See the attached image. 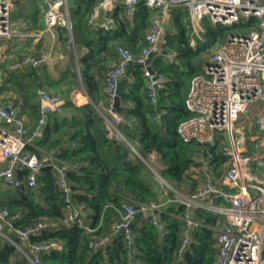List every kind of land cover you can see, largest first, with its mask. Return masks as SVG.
Wrapping results in <instances>:
<instances>
[{
  "label": "trees",
  "instance_id": "16d2710c",
  "mask_svg": "<svg viewBox=\"0 0 264 264\" xmlns=\"http://www.w3.org/2000/svg\"><path fill=\"white\" fill-rule=\"evenodd\" d=\"M69 2L72 31L65 24L56 28L57 51L66 48L68 58L59 59L60 75L48 82V86L56 87L80 76L91 101L80 106L66 104L64 114L50 116L39 144L45 149L67 145L64 157L77 165V170L69 172L73 202L81 207L84 221L89 218V223L61 222L66 213L64 198L50 168L39 174L35 187L24 184L4 188L0 204L9 208L11 213H19V218L14 221L17 226L30 227L44 219L59 221L42 236L34 238L40 241L57 238L63 243L62 249L43 257L49 264H210L217 251L216 232L212 226L221 216L206 209L194 210L192 217L200 224L192 229L190 242L180 254L188 209L177 200L158 211L163 230L143 217L135 222L131 245L124 231L114 233L111 240L99 249L91 248L89 241L92 235L111 233L113 224L121 218L124 202L162 203L167 198H175L174 190L163 184L145 161L149 153L155 151L159 154L163 165L160 175L176 188L186 190L189 187L188 192L199 184L192 176V170L198 167L197 155L208 153L214 169L229 159L223 138L214 144L184 141L177 127L181 120L191 115L185 99L192 77L205 71L215 46L224 43L234 28L248 31L257 27L256 19L226 25L214 24L205 17L203 39H199L194 47L191 44V19H185L182 11L175 15L167 38L168 46L178 51L176 61L167 62L156 57L152 64L153 69L169 77L165 88L160 90L158 102L154 104L149 100L142 68L135 70L134 80L122 79L125 91L117 111L128 119L135 117L136 122L134 125L120 124L119 129L130 142L137 140L133 148L125 139L109 135L100 105L104 90L98 74L105 68L103 62L107 57L114 56V53L117 56L118 45L123 44L136 53L150 26L152 11L140 1L135 15L130 18L124 7L118 6L112 12L117 24L104 28L90 22L99 0ZM71 41L77 49H88L79 59L78 68L73 64L72 48L67 49ZM11 71H7L8 76L0 81V95L8 90L14 91L24 101V109L30 111L32 117L36 116L39 111L34 95L25 90L29 84L19 78L22 70ZM31 75L34 85L44 84L35 69ZM10 81L13 86H8ZM4 101L0 99L1 103ZM67 105L71 107L70 112L66 111ZM163 109L167 113L156 120L154 114ZM27 150L41 154V150L33 146H28ZM245 153L252 154L249 149ZM6 198L8 201L5 202ZM13 238L17 239L15 235ZM0 264H30L23 252L1 233Z\"/></svg>",
  "mask_w": 264,
  "mask_h": 264
},
{
  "label": "built area",
  "instance_id": "2783aa9c",
  "mask_svg": "<svg viewBox=\"0 0 264 264\" xmlns=\"http://www.w3.org/2000/svg\"><path fill=\"white\" fill-rule=\"evenodd\" d=\"M44 1L47 29L54 30L65 24L72 30L71 21L67 19V0ZM140 1L152 11L150 26L144 36L145 44L139 53L123 44L118 45L116 60L103 78L105 110L112 115L111 118L102 112L107 128L111 136L125 139L131 147H134L133 144L122 134L119 125H134L136 118L128 119L115 110L119 82L125 76L129 62L142 63L149 100L154 104L158 102L160 90L165 88L169 77L155 69L151 71L146 61L152 52L162 54L167 62L176 61L178 51L168 46L167 38V24L170 23L172 13L178 9L189 10L194 29L191 44L194 47L199 39H203L205 17L214 24L226 25L251 18L257 21V27H252L248 32L231 33L224 43L216 45L205 65V71L191 79L185 99L191 115L179 122L177 132L184 141L214 144L223 138L226 140L224 149L229 159L223 164L222 181L219 183L210 155L205 152L197 155L202 181L191 192L177 194L176 200L185 204L190 212L201 208L225 218L215 235L217 251L210 264H264V182L257 179L254 181L255 177L251 173L253 157L245 153L246 132L238 124L244 115L264 113V0H99V6L109 13L123 6L125 14L132 18ZM14 2L0 0V38L12 34ZM97 15L95 11L92 18ZM103 26L109 27L108 23ZM51 57V51L28 53L14 59L10 67L41 66ZM38 95L39 115L30 127L26 125L22 99L15 105L0 102V157L3 161L0 165V194L4 186L19 187L26 184L35 187L39 174L43 169L50 168L64 198L66 213L61 222L85 225L83 211L72 198L69 172L77 170V165L64 157L67 145L45 149L37 143L50 116L64 114L67 97L60 90L38 89ZM166 113V109L158 111L154 118L160 120ZM28 146L40 149L41 154L29 152ZM228 175L234 181H228ZM139 205L143 211L142 217L163 230L164 224L157 213L163 203ZM137 212L134 202H124L121 218L113 224L111 233L92 235L90 247L101 248L119 231L125 232L127 242L131 245L130 225ZM16 218H19V213H11L6 206H0V233L23 252L30 264H49L43 257L62 249L63 243L57 238L43 241L34 238L42 236L59 221L39 220L25 228L15 225ZM199 224L198 220L187 213L180 254L190 242L192 229ZM7 232H11L17 239ZM128 253L131 254L130 248Z\"/></svg>",
  "mask_w": 264,
  "mask_h": 264
},
{
  "label": "crops",
  "instance_id": "0c3cea01",
  "mask_svg": "<svg viewBox=\"0 0 264 264\" xmlns=\"http://www.w3.org/2000/svg\"><path fill=\"white\" fill-rule=\"evenodd\" d=\"M66 7L68 10L67 19L71 21L70 10H69V7H70L69 0H67ZM45 9H46V4L44 0H15L14 7L12 10V14H11L12 34L10 37L0 38V81L3 79L4 76L5 77L8 76V74L6 73L7 71L12 70L11 72H15L18 70H22V72H19L20 73L19 78L24 84H29V86L25 88V90L29 94L31 93V95H34L33 100L37 104L38 111H39L38 89H45V90H50V91H57V90L63 91L67 97V104L70 106L86 105L87 103L91 101V98L86 92L85 85L80 76L77 78L71 79V80H66L61 85L56 86V87L48 86V82L58 79V76L60 75V69H59V66H57L58 65L57 63L59 59L68 58V52L66 51V48L65 50L60 49L59 51H57V46L59 43L57 40V31H56V28L54 30L47 29L46 24H45V18H44ZM95 11L98 12V15L93 18L91 15L90 22H93L96 25V27H104L103 24H107V23L109 27L110 25L117 24V22L112 17L113 13H109L105 11L104 9H102V7L99 6V4ZM180 11L184 13L185 19H189V18L191 19L189 10L178 9L174 11L171 15L170 23L167 24V31L173 28V22L176 17L175 15L179 13ZM109 18L111 19L110 22H109ZM191 34L193 38L194 29L193 30L191 29ZM144 44H145V40L143 39L142 45L139 46V49L136 51V53H139L141 51ZM69 47H71L73 51L72 52L74 56L73 64L75 67L78 68L79 59L85 56L88 49L86 47L77 49L73 41L67 44V49ZM42 50L52 52V57L43 65L41 66L26 65L23 68H16V69L10 67L11 62L14 59L21 57L24 54H28V53L37 54ZM116 57H117L116 53H114V56L107 57L105 62H103V65L105 68L102 70L100 74H98L99 75L98 78H100L99 80H102V83H103L102 77H104L106 71L114 63V61L116 60ZM156 57H162L164 59L162 54L157 53L153 57L151 64H153V61ZM43 66H45V68H43ZM137 68L138 67H134L133 69H131L129 74L127 73L125 74L124 78H127L128 80H134L135 79L134 74ZM34 69L37 75L41 77L42 82H44L42 86L40 85L38 86V84L34 85L35 81L31 75ZM7 84L8 86H13L11 81L7 82ZM0 99H5L4 104L6 103L13 104L15 99L19 100L21 99V97H19L14 91L8 90L4 94L0 95ZM105 99H106L105 94L103 92L100 97V105L102 107L103 112L105 114H108L105 110V106H106ZM68 105L66 107L67 108L66 111L70 112L71 107H69ZM24 111H25L26 125L30 127L36 122L39 112L37 113L36 116L32 117V115L28 113L30 111H26L25 109ZM108 115L112 118V115L110 114ZM259 120H261L262 124L264 125V113L261 115H258L256 113H250L248 115H244L239 120L238 124L241 125V127L243 128H246V126L248 127L247 128L248 131L244 130L246 132L244 134L246 135L245 152L247 149H249V151L252 153L249 155L253 157V160L251 162V173L253 177H255L254 181H256L257 179L258 181L264 182V128L262 127L263 125L260 124ZM109 135H110V131H109ZM42 137L43 135L41 136V138L37 140V143H39ZM117 138H119V136ZM136 142L137 140L131 142L134 146L133 148H135ZM146 158L148 159L150 158V160L157 162L160 165V169L163 167L160 161V156L157 152L153 151L149 153L148 157ZM1 164H3V161L1 160V157H0V165ZM192 171H193L192 172L193 178L195 180L197 179L198 182H201L202 177L200 175V172L198 171V167L197 168L195 167ZM214 173H215L217 182L221 183L222 181L221 178L223 174V165H220L217 167V169H214ZM156 174H158L157 171H156ZM232 176L228 175V178H227L228 181H234ZM6 187H9V186H4L3 189ZM187 188H188L187 190L190 191L189 187ZM172 189L177 195L178 191L174 189V186ZM1 195H0V198H1ZM176 195H175V198H169V199L167 198L165 201H163L162 206L164 205L167 206L172 201H175ZM6 201H8V198L5 199V202ZM0 206L2 205L0 204ZM188 213L192 216L193 212H190L188 209ZM218 215L221 217L217 220L216 225L212 226V228L215 230L216 233L218 231V228L222 226L223 221L225 219L222 215L220 214ZM86 220L84 221V223L86 222L85 224H88L90 219L88 218ZM215 247H216V242H215Z\"/></svg>",
  "mask_w": 264,
  "mask_h": 264
},
{
  "label": "water",
  "instance_id": "95a60500",
  "mask_svg": "<svg viewBox=\"0 0 264 264\" xmlns=\"http://www.w3.org/2000/svg\"><path fill=\"white\" fill-rule=\"evenodd\" d=\"M156 54H157V52H152L150 54L149 58L146 61V64L148 65V68L151 71H154L151 62H152L153 57ZM134 67L141 68V67H143V64L142 63H137V62H129L126 73L129 74L130 71H131V69H133ZM124 91H125V85H124L123 80H121L119 82L118 94H117V97H116V100H115V102H116V109L115 110L116 111H117L118 107L121 105V96H122V94H123ZM17 102H18V99H15L14 102H13V105H15ZM136 208H137L138 212H137V215H136L134 221L130 225V228H132L133 227V224L135 222H138L142 218V216H143V211L140 209V205L139 204H136ZM131 236H133V231H131Z\"/></svg>",
  "mask_w": 264,
  "mask_h": 264
},
{
  "label": "rangeland",
  "instance_id": "374dc122",
  "mask_svg": "<svg viewBox=\"0 0 264 264\" xmlns=\"http://www.w3.org/2000/svg\"><path fill=\"white\" fill-rule=\"evenodd\" d=\"M239 23V22H238ZM203 24H205V22H203ZM249 31V30H248ZM248 31H244V30H241V28H234L233 30H232V32L233 33H236V32H248ZM197 34H195L194 36H196ZM203 35V34H202ZM247 126H246V128H244L243 130H245V131H248L247 130ZM245 134V133H244ZM243 135V133L242 134H240L239 136L241 137ZM136 151V153L137 154H139V152L137 151V149L135 150ZM139 155H141V154H139ZM146 159V162L150 165V167L152 168V170L155 172V174H156V171H157V173L158 174H156V176H157V178L163 183V184H165V185H167L169 188H173V185L171 184V183H169L166 179H164L160 174H159V172H158V170L160 169V165L157 163V162H154V161H152V160H150V158L148 159V158H145ZM174 189H176L178 192H177V194H181V193H188V190L186 189H179V188H176L175 186H174ZM253 191L255 192V189H253ZM177 196V195H176ZM219 229V228H218Z\"/></svg>",
  "mask_w": 264,
  "mask_h": 264
}]
</instances>
